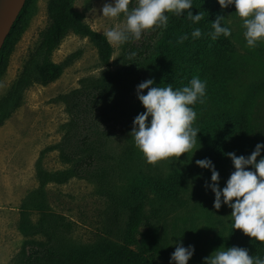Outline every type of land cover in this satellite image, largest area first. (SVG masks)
<instances>
[{
    "label": "rangeland",
    "instance_id": "374dc122",
    "mask_svg": "<svg viewBox=\"0 0 264 264\" xmlns=\"http://www.w3.org/2000/svg\"><path fill=\"white\" fill-rule=\"evenodd\" d=\"M110 2L112 0H75V8L88 24L103 32L105 28L122 25L125 19L122 13L116 18L100 16L103 4ZM48 4L49 0L28 2L22 28L0 76V98L8 95L30 52L40 44L50 22ZM134 4L135 0H130L129 9ZM222 9L229 12L227 22L234 34L237 73L228 86L223 85L213 92H208L210 85H206L205 99L198 111L202 117L214 118L215 114L220 116L235 104L239 110L247 112L254 131L243 144L248 148L235 152L248 155L257 142L264 141V41L254 48L246 46L242 19L236 14L235 6ZM167 15L170 18L171 13ZM151 32L152 29L144 30L139 40H133L140 43ZM125 43L113 45L112 70L122 66ZM177 53L181 58L188 56L184 47ZM52 60L66 64L62 75L46 85L33 83L23 88L19 104L0 127V264H26L27 255L34 247L25 243L26 240L45 238L41 234L25 236L21 232L23 209L28 210L33 223L44 218L46 226L55 225L58 234L67 240L93 242L100 236L119 240L131 202L126 189L143 182L148 200L141 229L153 222L154 208L161 209L159 223L165 251L157 261L169 263L176 240H181L185 246L194 245L190 260L201 264L203 258L218 247H242L249 242L250 236L232 227L231 208L224 204L218 210L213 207L214 193L205 189L211 171L195 164L196 159L211 158L223 187L234 170L230 157L225 154L229 150L221 151L222 156L228 158L224 163L221 157L217 160L208 153L204 147L206 141L196 139L193 149L188 154L182 153L178 160L166 158L148 163L135 147L129 135L138 114L133 109V101L137 98L136 85L150 77L146 71L128 67L126 75L123 73L122 89L115 91V97H109L102 87L87 86L74 93L69 103L64 98L66 94L90 84L91 79L101 76L108 67L100 60L96 45L88 37L74 32L63 38ZM186 72L184 67L171 66V82L167 80L163 86L175 87L176 82L188 78ZM64 157L92 158L93 161L79 166L86 176L48 182L44 196L25 206L29 193L40 185V170L53 174L77 165ZM149 180L164 183L177 180L178 194L158 197L147 185ZM44 201L42 209L43 206H39Z\"/></svg>",
    "mask_w": 264,
    "mask_h": 264
},
{
    "label": "trees",
    "instance_id": "16d2710c",
    "mask_svg": "<svg viewBox=\"0 0 264 264\" xmlns=\"http://www.w3.org/2000/svg\"><path fill=\"white\" fill-rule=\"evenodd\" d=\"M29 1L26 0L0 50V76L6 68L8 55L22 28ZM192 4L193 14L199 11L202 13V19L198 23H193L187 18L188 10H183V15L180 16L171 13L166 28L154 26L148 37L140 43H136L133 39L128 40L125 43L126 53L122 66L112 70L110 67L114 53L113 45L107 42L102 32L95 30L84 20L82 13L75 8V0H49L50 22L42 34L41 42L36 49L30 52L20 76L8 95L0 98V127L19 104L23 88L33 83L49 84L62 75L66 64L53 61L52 54L69 32L88 37L96 45L100 60L108 67L101 76L91 79L90 84L66 94L64 98L69 103L74 93H78L87 86L102 87L108 92L109 97H115L117 95L115 91L122 89L123 73L126 75L128 67L146 71L149 78L154 79L155 85L161 87L167 80L171 82V66L184 67L187 69L186 76H188L186 80L176 82L174 89L187 85L193 76L199 77L206 81V85H210L207 88L208 92H213L223 85L228 86L237 73L234 68L236 64L234 34L231 30L229 36L225 37L221 34L213 40L209 33L213 31L211 21L216 19L218 14L224 16L222 25L231 29L227 22L229 12L221 8L218 0H192ZM197 27L201 29V36L192 38L191 32ZM160 33L162 34L158 37ZM184 34H188V39L182 43L178 42V37ZM182 47L188 51V56L185 58H181L177 53ZM133 53L135 55H132ZM200 105L199 101L191 105L197 113L193 126L199 130L196 139L206 141L204 147L212 157L217 160L221 157L224 163H227L228 158L222 156L221 151H243L248 148H244L243 144L249 139L254 127L247 112L239 110L234 104L232 109L224 111L220 116L215 114L214 118L202 117L198 111ZM143 108L136 98L133 101L134 111L139 113ZM64 158L77 165L53 174H46L40 170L38 173L40 185L35 191L29 193L25 206L31 203V200H39L41 196H44V187L48 182H63L74 176H86L79 166L83 162L93 161L92 158ZM147 182L158 197L167 198L178 194L177 180L169 183L160 180ZM145 184L143 182L126 189L131 202L126 226L119 240H110L101 236L93 242L67 240L62 238L60 233L58 234V228L55 225L46 226V219L43 218L33 223L30 213L26 212L28 210L23 209L19 224L21 232L25 236L41 234L45 237L42 240H26L25 243L28 242L34 246L27 255L26 264H169L156 260L165 251L164 237L159 223L160 207L153 210V222L149 223L146 229H141L146 220L145 208L148 200ZM43 203L39 206H43L42 209H44L45 201ZM242 247L249 250V255L264 258V242L250 237L249 242L247 241ZM188 264L201 263L189 259Z\"/></svg>",
    "mask_w": 264,
    "mask_h": 264
},
{
    "label": "clouds",
    "instance_id": "9594fccd",
    "mask_svg": "<svg viewBox=\"0 0 264 264\" xmlns=\"http://www.w3.org/2000/svg\"><path fill=\"white\" fill-rule=\"evenodd\" d=\"M129 3L130 0H112L102 6L100 16L116 18L122 13L125 18L122 25L105 28L101 33L110 45H121L130 39L139 40L144 30L154 26L166 28L168 13L180 16L183 10H188L186 16L193 23L202 19L200 11L196 14L191 11L192 0H135L131 9ZM218 3L221 8L235 6L236 14L242 19L246 46L254 48L258 42L264 41V0H218ZM223 20L224 16L218 14L211 21V39L215 40L221 34L225 37L231 34V29L222 25ZM200 36L201 29L194 28L191 37ZM186 39L188 34L178 37V42L182 43ZM136 95L145 110L134 117L129 135L145 160L156 163L162 159L175 158V161L182 153L188 154L196 144L199 132L193 126L197 113L191 105L197 101L204 102L206 81L193 76L187 85L174 89L171 84L157 86L153 78H147L136 85ZM262 151L264 141L257 142L248 155H237L235 151L225 153L230 157L234 170L223 187L219 184L220 174L211 158L195 160L196 165L211 171L205 189L214 193L213 207L218 210L224 204L231 208L232 227L241 229L245 235L259 242H264ZM257 157H260L259 160ZM194 252V245L185 246L181 240H176L169 264H188ZM202 264H264V258L249 255L247 248L233 245L216 248L203 258Z\"/></svg>",
    "mask_w": 264,
    "mask_h": 264
},
{
    "label": "water",
    "instance_id": "95a60500",
    "mask_svg": "<svg viewBox=\"0 0 264 264\" xmlns=\"http://www.w3.org/2000/svg\"><path fill=\"white\" fill-rule=\"evenodd\" d=\"M26 0H0V50Z\"/></svg>",
    "mask_w": 264,
    "mask_h": 264
}]
</instances>
